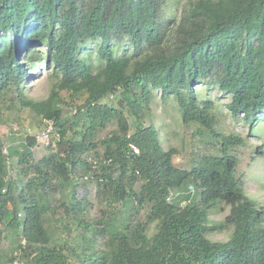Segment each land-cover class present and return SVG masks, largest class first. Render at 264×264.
<instances>
[{
  "label": "trees",
  "instance_id": "1",
  "mask_svg": "<svg viewBox=\"0 0 264 264\" xmlns=\"http://www.w3.org/2000/svg\"><path fill=\"white\" fill-rule=\"evenodd\" d=\"M171 1L0 0V102L9 91L22 94L29 70L44 65L59 79L47 100L23 102L60 129L56 153L31 166L37 177L20 186L0 145V227L20 232L28 264H264V209L246 195L232 153L243 140L216 132L214 104L200 100L196 89L212 83L231 95L234 118L252 126L263 121L264 0L190 1L180 19L167 17ZM92 42L99 67L82 57ZM115 42L132 45V53L117 56ZM42 44L46 51L29 57L27 65L25 54ZM154 90L175 99L184 124L196 123L219 139L221 155L201 157L192 170L178 168L177 150H165L159 130L143 124ZM62 91L87 95L68 139L72 126L58 107ZM118 92V106L103 102ZM124 109L140 121L132 133ZM112 122L117 129L95 141ZM28 141L26 162L29 146L37 142ZM100 146L99 193L110 206L132 203L131 214L119 227L111 215L90 224L82 219L86 203L73 195L63 205L79 232L74 244L56 245L46 226L50 196L39 191L52 189L53 181H69L70 165L90 169L82 155ZM175 192L178 197L169 203ZM219 205L230 206V214L211 224L210 211ZM140 208L147 210V223L131 221ZM152 222L157 231L150 237ZM227 228H233L227 242L207 237ZM1 235L0 230V243Z\"/></svg>",
  "mask_w": 264,
  "mask_h": 264
},
{
  "label": "rangeland",
  "instance_id": "2",
  "mask_svg": "<svg viewBox=\"0 0 264 264\" xmlns=\"http://www.w3.org/2000/svg\"><path fill=\"white\" fill-rule=\"evenodd\" d=\"M190 1L197 0H172L167 6L165 13L167 17L180 19L183 6ZM46 45H35L23 57V61L30 66L29 57L38 56L39 52L46 51ZM117 56H124L132 53L133 47L128 43H114ZM98 47L95 42L90 43L86 50L82 52V57L99 67L102 63L98 58ZM38 52V53H36ZM59 79L50 71L41 66L34 70H29V74L23 85L22 94L12 90L0 102V145L3 147L4 155L9 158V174L13 179H18L20 186H23L31 178H36L38 174L31 168L40 163L51 154L56 153L60 138L54 140V145L45 147L35 144L29 146L30 156L27 162L24 160V149L30 145L28 139L37 137L43 129L44 116L37 115L29 107H26L25 101H45L51 95ZM198 97L202 101H212L214 104L213 114L215 116V129L218 134L230 136L236 135L243 140V144L232 149V153L239 159L238 173L245 182L246 195L255 201L257 206L264 209V154H258V146H264V115L263 121L255 126L244 122L243 119L234 118L228 108L231 102V95L220 92L214 84L202 83L196 87ZM20 94V95H19ZM152 101L145 108L142 118L145 126L154 125L160 132L162 146L165 150L174 148L177 154L174 156V164L181 169L192 170L203 156L221 155L220 140L215 138L206 128L200 127L196 123L186 125L181 118V112L175 99L170 96L163 98L161 90L153 91ZM87 95L80 93L74 95L67 91L59 92L60 102L58 107L62 110L63 120L71 129L67 134V139L72 138L73 132L77 129L74 124L75 114L84 106ZM121 95L118 92L113 99L104 100L108 105L118 106ZM130 133L134 132L140 122L132 114L124 109ZM117 129L115 122L110 123L106 129L99 132L97 140L101 141ZM60 129L57 128L56 134ZM59 139V140H58ZM264 153V149H263ZM90 165V169L84 167H74L70 165L69 181H53V188L45 191L40 190V194H49L51 201V210L48 212V222L46 226L49 229L53 243L56 245L75 243L74 237L79 229L73 224L71 216L74 215L68 211L63 203L69 204L73 195L86 203L82 219L90 224L95 221H103L111 218L118 227L120 223L127 219L131 214L132 203L123 206L121 203L108 202V197L104 192L99 193L98 179L96 175L99 171V165L104 159V148L98 147L95 150L86 152L82 155ZM27 172H24L26 171ZM135 189H139V183H136ZM191 191V190H190ZM179 192H175L173 199L176 200ZM173 200V201H174ZM172 202V201H171ZM11 208V206H9ZM231 207L219 205L210 211L209 220L211 224L223 222L230 214ZM131 221L147 223V210L140 208L138 212L131 215ZM2 231L0 243V264H28L21 245L24 240L20 237V232L1 226ZM157 231V222L148 224V235L152 237ZM233 228H227L222 231L209 233L207 237L214 242H227ZM72 235V238H70ZM102 246L103 240H100ZM66 244V243H65Z\"/></svg>",
  "mask_w": 264,
  "mask_h": 264
},
{
  "label": "built area",
  "instance_id": "3",
  "mask_svg": "<svg viewBox=\"0 0 264 264\" xmlns=\"http://www.w3.org/2000/svg\"><path fill=\"white\" fill-rule=\"evenodd\" d=\"M111 98H113V96H110ZM77 109L74 110V114H77ZM57 128H56V124L55 121L53 119H49V118H44L43 119V129L40 132L39 136L37 137V142L40 145H43L45 147H51L54 145V140L59 137V134L57 133ZM59 140V139H58ZM133 150L135 153H139L138 149L134 146H132ZM5 150H3L4 152ZM191 189H193L191 187ZM173 193L169 196L168 198V202L170 203L173 200ZM23 245L25 246V241L23 243Z\"/></svg>",
  "mask_w": 264,
  "mask_h": 264
},
{
  "label": "clouds",
  "instance_id": "4",
  "mask_svg": "<svg viewBox=\"0 0 264 264\" xmlns=\"http://www.w3.org/2000/svg\"><path fill=\"white\" fill-rule=\"evenodd\" d=\"M113 96V95H112ZM191 188V187H190ZM191 191H192V193H194V190L193 189H191ZM174 194V193H173ZM185 202H183V204H184Z\"/></svg>",
  "mask_w": 264,
  "mask_h": 264
}]
</instances>
